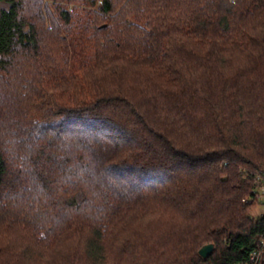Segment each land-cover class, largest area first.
<instances>
[{"label": "trees", "instance_id": "trees-1", "mask_svg": "<svg viewBox=\"0 0 264 264\" xmlns=\"http://www.w3.org/2000/svg\"><path fill=\"white\" fill-rule=\"evenodd\" d=\"M259 176L264 0H0V264H264Z\"/></svg>", "mask_w": 264, "mask_h": 264}, {"label": "built area", "instance_id": "built-area-1", "mask_svg": "<svg viewBox=\"0 0 264 264\" xmlns=\"http://www.w3.org/2000/svg\"><path fill=\"white\" fill-rule=\"evenodd\" d=\"M253 194L250 201L255 202L258 208L255 212L251 213V216L254 218L262 217L264 216V177H258L257 187Z\"/></svg>", "mask_w": 264, "mask_h": 264}, {"label": "water", "instance_id": "water-1", "mask_svg": "<svg viewBox=\"0 0 264 264\" xmlns=\"http://www.w3.org/2000/svg\"><path fill=\"white\" fill-rule=\"evenodd\" d=\"M214 244L211 243V244H207V245H204L201 249H200V254L204 257H208L209 255H211L214 251Z\"/></svg>", "mask_w": 264, "mask_h": 264}, {"label": "rangeland", "instance_id": "rangeland-1", "mask_svg": "<svg viewBox=\"0 0 264 264\" xmlns=\"http://www.w3.org/2000/svg\"><path fill=\"white\" fill-rule=\"evenodd\" d=\"M73 7H74V4L70 6L71 9ZM257 208H258V206L257 205H254V207L250 210V214L253 213V212H255Z\"/></svg>", "mask_w": 264, "mask_h": 264}]
</instances>
